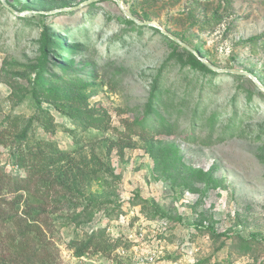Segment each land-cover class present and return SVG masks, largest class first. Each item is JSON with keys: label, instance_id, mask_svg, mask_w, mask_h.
I'll use <instances>...</instances> for the list:
<instances>
[{"label": "rangeland", "instance_id": "obj_1", "mask_svg": "<svg viewBox=\"0 0 264 264\" xmlns=\"http://www.w3.org/2000/svg\"><path fill=\"white\" fill-rule=\"evenodd\" d=\"M89 1L0 0V172L71 153L25 195L58 261L264 264V0Z\"/></svg>", "mask_w": 264, "mask_h": 264}, {"label": "trees", "instance_id": "obj_2", "mask_svg": "<svg viewBox=\"0 0 264 264\" xmlns=\"http://www.w3.org/2000/svg\"><path fill=\"white\" fill-rule=\"evenodd\" d=\"M10 7L12 8V6ZM128 23L133 24V21L128 20ZM256 39L250 38L248 41ZM49 40L46 32H44V43L40 49L41 63L32 85L38 91L33 92V100L43 114L46 112L40 108V99L43 95L51 96L54 93V90L49 87L50 82L45 84L43 78L49 76L57 80L64 75L62 74L64 73L62 67L56 68L58 74L55 77V74L45 66L47 56L52 48V42ZM53 48L56 50L55 54L60 52V57L65 53L62 52L64 51L63 46L56 45ZM74 51L66 52L71 54ZM200 65L209 71L203 64ZM68 77L66 81L73 83ZM74 78L77 79L78 77ZM38 94L43 95L38 97ZM43 129H47L46 125H43ZM29 151L26 162L20 165V168L24 169L26 173L25 178L10 177L0 172V264H60L57 250L49 240H46L43 234L44 225H51L50 222L43 224L40 220L46 215L45 206L30 203L25 199V195L30 192L34 178L46 176L51 167L70 159L71 153L58 149L49 150L48 155L44 154L42 150ZM21 204H23V210L19 213ZM2 226L17 230L18 236L10 241L6 240L7 235L3 233Z\"/></svg>", "mask_w": 264, "mask_h": 264}, {"label": "water", "instance_id": "obj_3", "mask_svg": "<svg viewBox=\"0 0 264 264\" xmlns=\"http://www.w3.org/2000/svg\"><path fill=\"white\" fill-rule=\"evenodd\" d=\"M98 0H90L89 2H87V4H90V3H93V2H96ZM116 2V4L119 6V8L123 11V13L131 20L133 21L134 23L138 24L139 26H150V27H154V28H158L156 25L150 23V22H139L137 21L132 15H130L126 10L123 9L122 5H121V2L120 0H114ZM160 29V28H159ZM161 32L163 34H165L166 36H168L170 39H172L174 42L180 44L177 39L173 38L172 36L168 35L167 33H165L164 31H162V29H160ZM181 45V44H180ZM198 60L207 68H209L210 70L214 71V72H228V73H232V74H243V75H246L248 76L260 89L263 90V88L259 85V83L255 80V78L253 76H251L250 74H246V73H240V72H235V71H226V70H218V69H215L214 67H212L209 63H207L204 59H202L201 57H197Z\"/></svg>", "mask_w": 264, "mask_h": 264}]
</instances>
